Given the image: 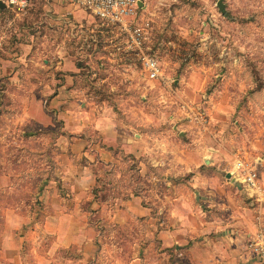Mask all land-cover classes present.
<instances>
[{"label": "rangeland", "instance_id": "rangeland-1", "mask_svg": "<svg viewBox=\"0 0 264 264\" xmlns=\"http://www.w3.org/2000/svg\"><path fill=\"white\" fill-rule=\"evenodd\" d=\"M47 1L28 0L24 9L7 3L0 8V200L5 204L16 205L22 212H28L29 204L40 206L35 196L37 187L44 177L55 176L59 151L54 142L64 119L48 100L56 84L67 76L71 110L81 109L84 105L80 103L86 97L92 112L99 110L108 117L131 120L137 130L145 128L149 134L146 142L155 150L159 147L156 137L161 134L160 127L170 125L163 139L168 164L162 168L179 176H170L171 187L189 190L186 180L193 173H183L181 164L175 165L171 159L179 155L191 159V152L197 153L195 149L200 158L204 145H208L206 152L210 154L205 157L215 156L223 178V171H229L236 154L258 159L264 167V0H223L227 15L218 9L216 0H140L139 16L149 29L148 44L166 81L149 79L134 59L118 53L111 41L110 26L66 0L63 4L70 9L68 12L56 17L59 14L51 6L49 15ZM59 60L65 63V69L51 66ZM14 75L16 80H12ZM29 81L35 83L33 90H29ZM25 92L45 98L44 109L53 115L50 124L39 129L33 120L21 124L15 118L22 104L18 96ZM197 105L207 114L205 126L193 120ZM21 130L25 131L24 137ZM84 131L92 144H97L100 137L93 124ZM182 137L192 145L182 144ZM153 156L159 157V153ZM90 163L103 188L99 198L107 200L115 195L116 186L120 193L121 188L124 194L130 188L140 195L142 203L155 205L153 192H168L163 179L154 182L150 177L159 170L143 161L139 163L131 153L121 154L116 165L97 158ZM260 177L264 187V175L260 173ZM227 179L237 191V202L253 208L264 203V198L250 196L237 179ZM82 207L85 209L87 202ZM260 208L254 213L258 227L264 226ZM88 218L89 225L101 223L105 229L97 245L98 264L100 259L110 258L111 249L115 253L121 244L124 255H130L131 245L119 239L133 240L132 234L142 237L140 232L146 227L145 221L138 218L134 221L135 231L126 235L125 231L120 234L122 231L115 225L99 220L96 212L88 214ZM144 239L148 255L155 257L159 240ZM49 242L50 238H45L44 243ZM29 248L23 243L21 250L29 256L27 261L34 259ZM1 257L0 252V264H15Z\"/></svg>", "mask_w": 264, "mask_h": 264}, {"label": "crops", "instance_id": "crops-1", "mask_svg": "<svg viewBox=\"0 0 264 264\" xmlns=\"http://www.w3.org/2000/svg\"><path fill=\"white\" fill-rule=\"evenodd\" d=\"M63 2L48 0L45 3L48 14L51 15V6L59 14L56 17L68 12L70 9ZM83 11L93 19H98L90 11ZM30 50L31 45H28L27 52ZM51 66L66 68L65 63L62 64L60 60L53 62ZM64 75L66 77L65 73ZM12 80H16L15 75ZM29 83V90H33L34 82ZM68 85L70 83L67 76L56 84L57 87L48 100L51 108L58 109V116L64 119V125L54 142L59 151L55 176L41 179L35 192L40 206L38 203L35 206L29 204L28 212H22L18 206L5 204L0 200V252L3 260L13 261L15 264H50L56 263V260L61 264H98L97 245L100 244L105 229L101 223L98 226L89 225L88 212L82 207L87 202L86 209L95 210L102 222L115 225L122 231L120 234L123 231L126 235L132 234L136 227L134 221L138 218H142L146 225L145 230L140 232L142 237L132 234L133 240L119 239L128 241L131 245L130 255H124V245L121 244L115 253L111 249L113 254H110V258L100 259V264H264L247 246L249 235L258 228L254 213L260 207L259 212H264V203L253 208L237 202V191L229 186L226 177V172L229 171H223V178L215 164V156L213 155V160L205 157L210 155L206 152L208 145L203 146L200 158L198 149H195L197 153L191 152V159H185L181 155L171 159L173 164H181L183 173L193 172L186 180L190 185L189 190L180 191L177 186L171 187L168 183L170 176L179 177L177 173H168L162 168L168 164L167 154L163 153L168 148L163 139L165 130L170 125L167 127L168 124L164 123L160 127L161 134L156 137L159 147L155 150V146L146 142L145 136L148 133L145 128L137 130L131 120L108 117V114L99 110L92 112L86 97L80 103L84 105L81 109L71 110L73 100L67 89ZM36 96L34 92L18 96V101L22 104L15 118L21 124H27L25 120L31 123L33 120L40 129L51 123L53 115L44 109L45 98L42 100ZM88 124H93L99 133L100 140L97 144H92L84 131ZM21 134L24 137L25 131L21 130ZM182 138V144L187 147L192 145L191 141ZM154 152H158L159 157L153 156ZM130 153L138 158L139 163L143 161L159 170L150 176L154 182H161L160 179H163L169 186L168 192L163 194L153 192L155 205L142 203L140 195L130 188L124 194L122 188L120 193L115 186L116 194L107 200H99L91 193L97 175L90 162L97 158L116 165L121 154ZM84 158L87 162L82 161ZM258 162L263 176L264 167L261 168L260 165L262 161ZM193 165L196 168L192 169ZM199 166L204 168L201 170ZM7 177L10 178V175ZM42 211V215L39 214ZM134 233L138 235L137 231ZM48 237L50 242L45 244V238ZM144 237L159 240L158 254L155 257L148 255L149 248L144 246L147 245L146 240H142ZM23 243L30 247L34 259L30 257L27 261L29 256L26 251L21 250ZM61 251L64 254L61 255Z\"/></svg>", "mask_w": 264, "mask_h": 264}, {"label": "built area", "instance_id": "built-area-1", "mask_svg": "<svg viewBox=\"0 0 264 264\" xmlns=\"http://www.w3.org/2000/svg\"><path fill=\"white\" fill-rule=\"evenodd\" d=\"M90 11L104 25L110 26L111 41L114 48L126 58L136 61L151 80L166 81L156 54L148 44L150 32L139 16L140 0H67ZM8 5L16 9L28 6V0H6ZM195 122L205 126L207 114L201 105L192 112ZM229 172L240 181L250 196L256 199L264 198V187L261 182L258 159H249L240 154L232 158ZM248 247L257 258L264 263V226H259L249 235Z\"/></svg>", "mask_w": 264, "mask_h": 264}, {"label": "trees", "instance_id": "trees-1", "mask_svg": "<svg viewBox=\"0 0 264 264\" xmlns=\"http://www.w3.org/2000/svg\"><path fill=\"white\" fill-rule=\"evenodd\" d=\"M111 163V162H110ZM95 173H96V170H95ZM97 175V173H96ZM52 177V176H51ZM44 178H47V177H44ZM98 181H99V177L97 175V178H96V183L94 184V186L91 188V193L94 197H96L97 199L99 200H105L104 196H102L103 198H99V191L102 190L103 188L101 186L98 185ZM107 199V198H106ZM87 210L88 214H93L95 213L96 211L93 210V209H86ZM90 219V218H88ZM100 220V219H99ZM89 222H92L91 220H89Z\"/></svg>", "mask_w": 264, "mask_h": 264}, {"label": "water", "instance_id": "water-1", "mask_svg": "<svg viewBox=\"0 0 264 264\" xmlns=\"http://www.w3.org/2000/svg\"><path fill=\"white\" fill-rule=\"evenodd\" d=\"M139 4L141 5V1H139ZM216 4H217V7L218 9L222 12V13H225L226 15L228 14V12L226 11V8H225V3L223 2V0H216ZM6 6V3L5 1L3 0H0V8H3ZM226 176L227 177H231V173L230 172H226ZM233 179H237L235 176H232Z\"/></svg>", "mask_w": 264, "mask_h": 264}]
</instances>
